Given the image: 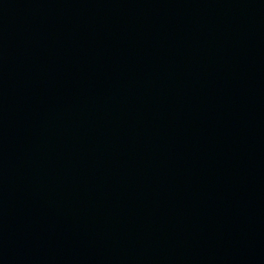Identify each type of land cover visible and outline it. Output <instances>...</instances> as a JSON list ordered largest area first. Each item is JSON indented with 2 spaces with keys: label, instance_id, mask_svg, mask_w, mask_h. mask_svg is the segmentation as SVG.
Instances as JSON below:
<instances>
[{
  "label": "water",
  "instance_id": "95a60500",
  "mask_svg": "<svg viewBox=\"0 0 264 264\" xmlns=\"http://www.w3.org/2000/svg\"><path fill=\"white\" fill-rule=\"evenodd\" d=\"M0 264H264V0H0Z\"/></svg>",
  "mask_w": 264,
  "mask_h": 264
}]
</instances>
